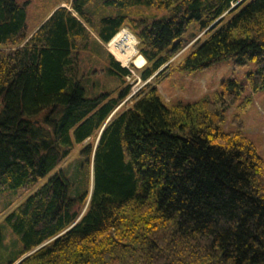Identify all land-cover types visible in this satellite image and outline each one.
I'll return each mask as SVG.
<instances>
[{
  "label": "trees",
  "instance_id": "16d2710c",
  "mask_svg": "<svg viewBox=\"0 0 264 264\" xmlns=\"http://www.w3.org/2000/svg\"><path fill=\"white\" fill-rule=\"evenodd\" d=\"M93 1L62 0L32 28L28 1L0 0V193L30 189L85 140L80 152L92 163L82 189L58 168L6 213L21 247L0 264L26 253L17 264H264V160L239 113L233 128L222 126L244 84L222 79L212 96L190 101H165L156 86L173 68L230 60L252 61L247 83L264 88V0H101L88 8ZM141 5L169 14L103 10ZM124 27L137 38L140 67L104 46ZM87 50L104 51L94 71L117 76L119 86L86 95ZM127 77L152 78L121 104L132 92Z\"/></svg>",
  "mask_w": 264,
  "mask_h": 264
},
{
  "label": "rangeland",
  "instance_id": "374dc122",
  "mask_svg": "<svg viewBox=\"0 0 264 264\" xmlns=\"http://www.w3.org/2000/svg\"><path fill=\"white\" fill-rule=\"evenodd\" d=\"M26 1H28L26 7V19L28 24L34 28L40 22L43 15H45V13L50 9H54L56 7L55 5L62 0ZM96 1L100 2L101 0H94L87 7H92L95 5ZM61 4L64 5V3ZM105 7L106 8H103V10L108 14L120 11L121 13H126L137 18L147 17L148 19H157L165 17L169 14L165 9L144 5L122 10L111 6ZM121 30H127L135 37V35L127 27H124ZM192 41L193 39H191L186 46H188ZM137 42L136 38V51ZM104 46L109 51L108 44H105ZM187 50L188 48L177 58L181 57ZM111 54L113 55V53ZM80 56V73L83 74V86L86 89L87 96H92L101 91L113 89L119 86L120 82L117 76L103 71H94L106 63L104 51L97 53L95 51L87 50L81 52ZM138 56L141 55L139 54ZM130 62L133 63L132 60L126 62L125 64L120 63L124 66H128ZM142 64H144V61ZM253 69L254 63L252 61L245 66H234L230 60H219L202 70H195L191 72L173 68L169 70L166 75L157 80L156 86L165 101H190L204 95L212 96L214 91L218 89L219 82L222 79L234 78L238 82L243 83L244 89L239 95L237 102L227 110L226 120L222 126L225 129L233 128L230 119L233 114L239 113L243 121V131L254 143L256 150L264 160V88H261L256 92L251 91L250 86L247 83L246 73ZM151 78L152 77L141 82L140 80L133 81V78L127 77L126 80L133 83L131 85L132 92L126 99L121 101V104L126 102L129 97L135 94L138 89ZM248 95L251 96V101L245 109H241L240 105L244 98ZM87 141L88 140H85L82 144H76L70 154L60 161L56 168L42 177L30 189L24 190L21 188H15L0 193V228L3 233V240L0 244V263L6 262L9 256L21 247L20 241L11 231L9 226L4 222V217L6 213L13 206L24 199L31 192V190L45 182L57 171L58 168L63 169L62 172L65 176L69 175L74 178V180L70 181L71 188L77 186L79 189H82L86 184L88 171L90 176L89 182H92V163L89 162V164H87L80 152L81 148L87 143ZM77 165H79V169Z\"/></svg>",
  "mask_w": 264,
  "mask_h": 264
},
{
  "label": "bare ground",
  "instance_id": "6f19581e",
  "mask_svg": "<svg viewBox=\"0 0 264 264\" xmlns=\"http://www.w3.org/2000/svg\"><path fill=\"white\" fill-rule=\"evenodd\" d=\"M120 30L112 37L110 42L107 43L109 51L123 64L130 60H132L135 65L142 64L144 58L137 55L136 38L127 30Z\"/></svg>",
  "mask_w": 264,
  "mask_h": 264
},
{
  "label": "water",
  "instance_id": "95a60500",
  "mask_svg": "<svg viewBox=\"0 0 264 264\" xmlns=\"http://www.w3.org/2000/svg\"><path fill=\"white\" fill-rule=\"evenodd\" d=\"M111 40V39H110ZM110 40H109V42H110ZM134 65H135V63H133ZM135 66H137V65H135ZM141 65H139V66H137V67H140ZM98 138V137H97ZM39 247V246H38ZM37 248V247H36ZM35 248V249H36ZM28 253H26V254H24V255H22L15 263H13V264H17L23 257H25L26 255H27Z\"/></svg>",
  "mask_w": 264,
  "mask_h": 264
}]
</instances>
